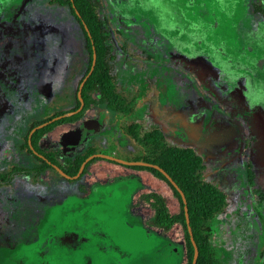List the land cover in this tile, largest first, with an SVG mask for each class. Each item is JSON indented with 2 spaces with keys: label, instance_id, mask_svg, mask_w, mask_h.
Returning a JSON list of instances; mask_svg holds the SVG:
<instances>
[{
  "label": "rangeland",
  "instance_id": "obj_1",
  "mask_svg": "<svg viewBox=\"0 0 264 264\" xmlns=\"http://www.w3.org/2000/svg\"><path fill=\"white\" fill-rule=\"evenodd\" d=\"M251 1L253 0H117V5L126 19L134 20L137 26H154L156 33L173 46L174 51L171 53L164 49L165 52H162L160 48L156 49V53H151L158 58L174 60L181 56V51L189 53V58L196 52L209 53L218 67L199 66L191 59L189 64L197 67L200 75L211 86L214 85L215 89L229 90L225 100L235 101L241 108L247 104L248 107L253 106L254 101H249L248 94L243 96L236 90L243 87L247 91L251 90L252 98L257 91L262 95V102L257 103L259 113H255L253 117V150L247 157L254 164L256 187L264 192V23L258 18H255L258 21L253 19L248 8ZM173 60L170 61L171 66H168L169 71L163 80L169 86L165 91L174 96L175 106L176 103L181 105L179 88L185 78ZM145 70L133 63V69H125L119 83L124 90L141 83L143 90L139 106L144 121L150 124L152 120L147 115L146 107L148 104L154 105L157 100L151 95V91L148 92L150 85L144 80ZM223 70L239 73L236 76L230 75L235 77L233 80L228 79V76L225 82L219 78V71ZM241 71L245 74L240 73ZM191 72L189 88L195 90L199 87L198 81L192 78ZM245 75L250 77V81L245 82ZM241 79L244 80V85L240 84ZM167 99L169 100L168 96ZM254 100L258 98L255 97ZM199 105L195 102L184 106L188 109V114L180 115L175 114V109L165 108L157 113V118L167 124L173 133H179L183 141L192 143L205 153L210 177L228 195L230 205L227 211L237 210V218L242 219L239 221L229 214L216 221L215 227L219 230V235L228 238L217 242L222 253L220 264H254L260 251L259 235L262 230L252 207V189L247 185L243 168L239 164L241 151H244L241 127L236 120L217 109H210L207 121L201 120V114L197 110ZM185 114L188 116L186 119ZM235 117L239 119L237 114ZM97 150L122 158L129 155L112 143H99ZM84 178L86 183L77 182L74 186L90 188L85 194L78 191L62 192L58 205L44 209L43 213L38 210L30 213H13L11 210L4 212L0 218V264L183 262V244L177 228L169 231L166 238L154 230L147 232L145 224L136 222L129 215L128 203L135 200L138 192H145L152 187L163 191L150 175H138L98 161L86 170ZM164 192L168 197L167 191ZM167 203L173 209L170 197ZM37 215L42 217L38 224ZM237 222L239 227L235 228ZM69 233L77 236L76 247L71 246V237H67ZM57 237H62L63 243L58 242Z\"/></svg>",
  "mask_w": 264,
  "mask_h": 264
},
{
  "label": "flooded vegetation",
  "instance_id": "obj_2",
  "mask_svg": "<svg viewBox=\"0 0 264 264\" xmlns=\"http://www.w3.org/2000/svg\"><path fill=\"white\" fill-rule=\"evenodd\" d=\"M120 11L117 0H0V218L9 210L13 213L34 210L43 213L44 209L58 205L62 192L73 193L78 188L88 191L90 188L83 185L74 186L84 168L76 179H67L56 169L62 170V164L86 148L112 143L126 153L132 150L124 144L125 117L114 113L103 102L107 98L109 78H113L112 84L122 95L121 99L123 95L134 97L133 120H144L139 106L143 90L141 83L128 90L119 83L125 69H133V63L146 69L144 80L150 85L148 92L151 91L157 100L154 105L146 107L152 120L150 124L145 122L148 126L159 123L170 136L183 141L179 133H173L157 118L159 111L166 108L175 109L177 115L188 114L184 106L196 102L200 104L197 110L201 120L207 121L210 109H217L236 120L241 127L244 151H241L240 166L245 159L251 161L248 157L253 150V117L259 113L257 103L262 102V95L257 91L252 98L251 90L243 87L236 90L243 96L248 94L249 101H254L253 106L248 107L247 104L241 108L237 102L225 100L229 90L215 89L200 75L197 67L189 64L193 60L199 66L218 67L210 54L196 52L189 58V53L181 51L179 58L171 59L185 78L179 88L181 105L176 103L173 106L174 96L165 91L169 86L163 80L171 60L151 54L158 48L171 53L173 46L156 33L154 26H137V22L126 19ZM97 45L104 53V59L113 64L110 71L106 66L108 72L102 77L93 76ZM189 69L192 78L198 81L199 87L195 90L189 88ZM226 70L219 71L221 81L226 82L228 76L233 80L235 77L230 75L239 73ZM240 73L245 74L243 71ZM245 76V82L250 81V77ZM240 82L244 85V80ZM238 92L235 94H240ZM255 97L258 100H254ZM187 114L184 119L188 118ZM99 117L104 122L103 126L94 134L80 136L78 146L73 145L77 137L70 139L67 146L62 142L63 135L76 130L83 122ZM105 155L119 158L112 153ZM77 172L67 175L72 177ZM82 183H86L85 178ZM135 202L136 198L128 203L129 215L143 225L150 218L151 210L142 205L135 211ZM41 216H36L37 224ZM144 229L152 231L147 227ZM167 233L159 234L167 238ZM67 237H71V246L76 247L77 236L69 233ZM56 240L63 243L62 237Z\"/></svg>",
  "mask_w": 264,
  "mask_h": 264
},
{
  "label": "trees",
  "instance_id": "obj_3",
  "mask_svg": "<svg viewBox=\"0 0 264 264\" xmlns=\"http://www.w3.org/2000/svg\"><path fill=\"white\" fill-rule=\"evenodd\" d=\"M248 8L253 19L258 18L264 23V0H253L249 2ZM93 18H96V16L94 15ZM96 51L97 60L93 76L102 77L103 73L110 71L113 64L109 60L104 59V53H101L98 45L96 46ZM112 83L113 78H109L106 101L103 102L101 100L100 102L105 103L106 107L113 110L114 113L122 114L125 117L124 144L132 149L128 151L129 155L125 156L126 158H119L127 161H143L156 164L168 173L184 193L187 202L189 226L198 248V257L195 264H220L222 253L217 242L228 238L219 235V230L215 227L216 221L224 215L228 216L231 214L237 218L239 214L237 210L234 212L227 211L230 205L228 195L210 177L205 153L191 143L181 141L175 136H170L159 123L154 126H148L143 119L140 121L133 120L132 100L134 101V97L123 95L124 97L121 99L122 95L117 92V87L113 86ZM136 95L137 92L134 93V96ZM94 153H100L95 146L86 148L71 161L62 164L61 168L67 174L74 175L84 159ZM98 161L133 171L138 175L148 174L155 180L157 187H161L163 191H157V188L152 187L145 192H140L136 197L133 209L136 211L142 205H147L150 208L151 216L144 222L145 227L150 230L165 234L177 228L184 250V259L181 264H191L193 245L187 231L183 211L184 205L179 193L171 183L154 168L125 166L104 158H93L88 161L76 181L82 184L86 170ZM242 167L246 183L252 189L251 193L254 198L252 207L256 211L255 216L260 220L262 230L261 235H259L260 251L254 264H264V192L255 186L251 161L243 160ZM67 182L73 181L68 180ZM164 191H167L168 197ZM78 192L85 194L87 191L84 188H78ZM169 197L173 203V209L168 206L167 199ZM237 219L239 221L242 220L240 217ZM236 227H239V222L235 224ZM231 230L234 232L233 228Z\"/></svg>",
  "mask_w": 264,
  "mask_h": 264
},
{
  "label": "water",
  "instance_id": "obj_4",
  "mask_svg": "<svg viewBox=\"0 0 264 264\" xmlns=\"http://www.w3.org/2000/svg\"><path fill=\"white\" fill-rule=\"evenodd\" d=\"M104 122L102 120V118L99 117V119H95V120H90V121H86L83 122L76 130L67 133L65 135H63L62 138V142L67 146L70 142V139H75V137H77L78 139L76 141L73 142V145L76 144L77 146L81 143L80 141V136H85V134L87 133H91L94 134L95 132L99 131L100 128L103 126ZM75 145V146H76ZM93 158H105L114 162H117L119 164L125 165V166H146V167H151L154 168L156 170H158L170 183L171 185L177 190V192L179 193L182 203H183V211H184V217H185V221H186V225H187V231L190 237V241L193 245V257H192V262L191 264H195L197 257H198V248L194 242L193 236H192V231L191 228L189 226V215H188V208L186 206V199L184 196V193L182 192V190L177 186V184L173 181V179L168 175V173L162 169L161 167H159L156 164H151L148 162H143V161H127V160H123L120 158H116L114 156L111 155H105L102 153H95L92 154L90 156H88L80 165L79 170L77 172V174L75 176H68L67 174H65L62 170H60L59 168H56L57 171L65 178L67 179H76L78 178V176L80 175V173L82 172L85 164L93 159Z\"/></svg>",
  "mask_w": 264,
  "mask_h": 264
}]
</instances>
